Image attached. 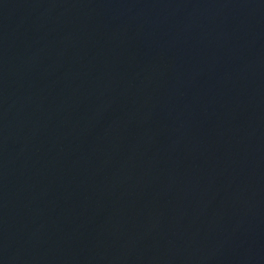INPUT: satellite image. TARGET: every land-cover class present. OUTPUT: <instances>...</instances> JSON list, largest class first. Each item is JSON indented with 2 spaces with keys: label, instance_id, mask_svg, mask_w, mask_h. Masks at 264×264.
Here are the masks:
<instances>
[{
  "label": "water",
  "instance_id": "water-1",
  "mask_svg": "<svg viewBox=\"0 0 264 264\" xmlns=\"http://www.w3.org/2000/svg\"><path fill=\"white\" fill-rule=\"evenodd\" d=\"M0 264H264V0H0Z\"/></svg>",
  "mask_w": 264,
  "mask_h": 264
}]
</instances>
